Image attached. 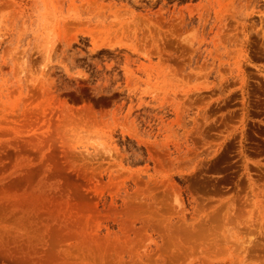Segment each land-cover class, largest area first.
Instances as JSON below:
<instances>
[{
  "label": "rangeland",
  "instance_id": "obj_1",
  "mask_svg": "<svg viewBox=\"0 0 264 264\" xmlns=\"http://www.w3.org/2000/svg\"><path fill=\"white\" fill-rule=\"evenodd\" d=\"M0 264H264V0H0Z\"/></svg>",
  "mask_w": 264,
  "mask_h": 264
}]
</instances>
